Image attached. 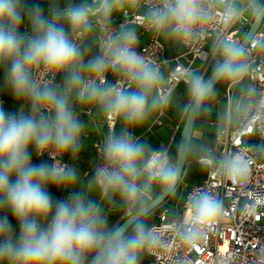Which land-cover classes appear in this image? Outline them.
I'll list each match as a JSON object with an SVG mask.
<instances>
[{"label":"clouds","instance_id":"obj_1","mask_svg":"<svg viewBox=\"0 0 264 264\" xmlns=\"http://www.w3.org/2000/svg\"><path fill=\"white\" fill-rule=\"evenodd\" d=\"M98 7L73 5L61 7L53 0L45 15L43 0L28 5L26 0H0V65L12 95L28 101L17 114H7L0 102V210H7L18 224L14 233L8 215L0 216V262L7 264H140L142 255L159 245L154 227H148L155 186L160 194L175 196L179 168L169 154L134 138L127 126L143 124L148 116L171 103V95L162 92L163 75L154 62L135 50L138 37L134 29H123L101 42L102 55L84 60V50L70 35L83 37L92 30L90 16L102 14L108 20L113 8L126 0H95ZM136 6L139 0H127ZM224 4L225 0H216ZM209 6L206 7L205 5ZM210 0H160L147 13L157 31L190 41L200 25L211 18ZM246 10L255 20L264 16L261 0H231L222 15L231 22ZM28 24L30 31L21 29ZM253 48L256 44L253 43ZM219 59L214 77L238 83L250 71L248 53L225 35L213 45ZM111 70L123 77L109 85L105 73ZM64 74L63 86L54 83ZM49 75L51 79H43ZM184 83L190 103L187 111L199 113L215 93L202 75L188 71ZM254 93V88H249ZM97 105L108 121V134L101 149L104 164L95 171L88 191L97 188L103 197L119 193L127 211L131 234L109 229L108 220L95 200L83 191H70L67 200L54 202L49 186L58 190L74 189L78 183L75 168L58 156L81 149L84 124L71 101ZM125 127L117 133L115 123ZM190 146H186L188 150ZM30 149L37 156L49 154L51 165L33 164ZM215 158H202L211 165ZM219 166L238 182L246 181L248 162L239 155L223 157ZM222 201L204 189L192 192L187 200L180 237L197 246L207 238L222 217Z\"/></svg>","mask_w":264,"mask_h":264},{"label":"built area","instance_id":"obj_2","mask_svg":"<svg viewBox=\"0 0 264 264\" xmlns=\"http://www.w3.org/2000/svg\"><path fill=\"white\" fill-rule=\"evenodd\" d=\"M95 9L98 3L89 0ZM211 18L197 25V32L190 41L179 39L184 49L185 63L179 58L174 59V65L169 70L166 79L161 85V91L171 93L184 80L188 71H200L204 76L212 65L214 57V43H218L225 35H230L234 41L240 43L243 38L242 30L249 27L243 11L238 19L228 22L222 12L231 0L224 4L210 0ZM160 0H139L136 6L130 9L120 7L121 20L105 21L100 13L90 16L92 30H96V49L102 55L101 42L108 35L117 34L124 26L134 25L140 28V34H146L147 39L142 42L140 34L135 45L136 52L155 66L162 69L168 60L165 57V45L161 40L162 32L157 31L147 18V13L153 5H159ZM206 7L209 5L206 4ZM78 43L79 34L74 36ZM253 43L256 47L253 48ZM264 24L259 28L249 46L244 50L248 53V61L252 70L243 80L250 83L254 93H248L237 126L231 129L227 124L215 134V141L209 150L215 163L205 165L202 158L198 162L207 167L206 177L198 184L186 189L182 209L172 213L165 204L159 207L158 220L149 227L156 229L159 245L149 251V264H264ZM197 64L194 69V65ZM113 72L105 73L107 78ZM59 73L55 76L54 83ZM43 79H51L49 75ZM120 82L126 86V80L116 74L112 85ZM240 81V82H241ZM239 83V82H238ZM237 83L229 82L227 95ZM108 128V121L105 118ZM156 124H160L159 120ZM109 130V129H108ZM249 139V141H248ZM102 142L93 143L94 166L93 176L98 167L105 162L102 158ZM168 154V147L162 149ZM207 155V156H208ZM239 155L248 162L249 174L246 181L238 182L229 178L219 166V161L225 156ZM50 160L49 154L38 156ZM66 163L65 154L58 156ZM208 190L222 201L224 213L210 231L206 239L201 240L197 246L187 244L178 234L177 226L182 225L186 204L189 195L197 190Z\"/></svg>","mask_w":264,"mask_h":264},{"label":"crops","instance_id":"obj_3","mask_svg":"<svg viewBox=\"0 0 264 264\" xmlns=\"http://www.w3.org/2000/svg\"><path fill=\"white\" fill-rule=\"evenodd\" d=\"M261 3H264V0H261ZM131 7V6H130ZM243 15L247 22L251 23L252 17L249 13L244 10ZM132 26V25H127ZM126 27V26H124ZM123 27V28H124ZM122 28V29H123ZM140 29V28H139ZM96 30H91L88 33H85L83 37L78 38V44L81 45L84 50V60L87 61L95 56H98V51L96 49V39H97ZM141 30L136 33L139 35ZM70 35L74 38L77 33H71ZM171 37V35L166 34L164 31L162 32L161 40L164 43V40ZM140 39L142 42H145L147 39L146 34H140ZM179 41V39H178ZM262 48H264V44H262ZM184 49L176 54L174 51H165V57L168 60L167 64L160 69L163 75V81L166 79L169 70L174 65V59L179 58V60L185 63V59L183 57ZM201 75L200 71H195ZM116 74L112 73L107 78V83L112 85L115 81ZM247 81L246 85V95L245 100L249 93V81ZM230 82V81H228ZM56 85L63 86L64 84V74L59 73L57 80L55 82ZM176 89L171 93V103L164 108L156 110L152 112L146 121L136 127L127 126L129 131L133 133L134 138L139 141L145 143L150 146L151 149L162 150L165 147H168L169 156L175 162L176 154H177V144L179 141L183 119L187 112V106L190 103V98L187 93V89L183 91ZM0 102L4 107V110L7 114H17L18 109L23 107L25 113L28 111V101L27 100H17L13 97L10 87L7 84L5 72L3 73V86L0 92ZM73 110L78 115L79 119L84 124V132L81 137V149L80 151L73 156L71 153L65 154V160L70 167L75 168L76 170L79 168H83V173L80 179L78 180V186L74 189H62L58 190L52 186H49L48 191L50 194H54L55 202L61 200H67L70 194V191H83L87 198L95 200L98 204H100L103 215L108 220L109 229H116L125 219H126V207L123 205V201L119 193H114L111 195V200L103 197L102 193L99 189L93 188V190L88 191V187L90 182L93 180V166H94V150L93 143L104 141L106 135L108 134V128L105 123V116L101 112L100 108L92 103H80L79 101L72 99L71 101ZM241 115V114H240ZM240 118V117H239ZM159 120L160 124H156V121ZM239 121V119H238ZM229 126V122L227 123ZM238 124V122H237ZM197 126H199L200 131L197 132ZM125 127L121 120H117L115 123V130L119 133L122 128ZM204 123L203 125H198L195 123L193 135L191 138L190 149L188 154V161L186 162V166L183 172L182 179L188 174V168L197 161L196 159L207 156V155H197L196 150L198 149L200 143L204 139ZM223 128V127H219ZM218 131V130H217ZM197 133V134H196ZM211 147L209 148V150ZM32 154V163L33 164H48L51 165L50 160L39 158L36 155L34 149H30ZM176 151V154L174 153ZM197 157V158H196ZM198 162V161H197ZM181 179V180H182ZM188 188V187H187ZM186 192V190H185ZM160 188L158 186L154 187L153 196L154 198L159 195ZM185 196V194H184ZM158 211L151 212L147 217L143 218L146 221L147 226L149 227L151 224L155 223L158 218ZM127 234H131V228L126 232Z\"/></svg>","mask_w":264,"mask_h":264},{"label":"rangeland","instance_id":"obj_4","mask_svg":"<svg viewBox=\"0 0 264 264\" xmlns=\"http://www.w3.org/2000/svg\"><path fill=\"white\" fill-rule=\"evenodd\" d=\"M129 7L128 9H130ZM118 12L119 14L116 16V20H121L122 11L119 8H113L112 12ZM113 21V20H111ZM134 29L136 33L140 31L138 26H126L123 29ZM122 29V30H123ZM165 51H174V53L179 54L183 47L178 41V38H174L173 36L164 40ZM219 59L218 55L214 57L212 65L214 66ZM197 64L194 65V69ZM208 76L205 78L207 79ZM227 80H221L214 88L215 95L210 98L205 105L206 111L203 110L201 113V118L198 120V125H203L204 123V139L200 143L198 149L196 150L197 155H207L209 148L214 145L215 134L219 127H225L229 122L230 128L234 129L237 126L238 119L240 117L242 108L245 103V95H246V85L247 81H241L237 83L232 89L230 96L227 95ZM187 89L184 80L178 85L177 90L183 91ZM188 112V111H187ZM187 112L184 116V120L186 118ZM209 113V118L213 121H205V117ZM197 132L200 131L199 126H197ZM221 129V128H220ZM197 134V133H196ZM197 158V157H196ZM199 159V158H198ZM198 159H196L198 161ZM195 161L187 170V175L180 181L177 186V191L175 196H169L167 200L163 203L168 206L172 213H177L182 209V203L184 201V194L187 187L196 185L200 183L207 175V167L199 162ZM158 210H155L156 212ZM148 254L147 251L142 255L140 264H149L148 262Z\"/></svg>","mask_w":264,"mask_h":264},{"label":"water","instance_id":"obj_5","mask_svg":"<svg viewBox=\"0 0 264 264\" xmlns=\"http://www.w3.org/2000/svg\"><path fill=\"white\" fill-rule=\"evenodd\" d=\"M262 24H264V16L256 18L255 20L252 19L246 33L244 34L243 38L239 43L240 45L243 46L244 49L249 46L250 42L252 41L253 37L255 36L259 28L262 26ZM206 80L209 81L213 89L221 81V79L214 77L213 72L209 75V77ZM197 114L198 113L192 114L190 111H188L184 123L182 125L179 141L177 144V154L175 159V162L177 163L179 168L177 186L182 179L183 172L186 166L187 155L189 153L190 147L188 148V150L185 149L186 146H190ZM169 196L170 195L168 194L159 193V195H157L154 198L153 202L150 205V213L156 210L158 207H160L167 200ZM117 228L119 229L120 233H126L131 227L128 223H126V219H125Z\"/></svg>","mask_w":264,"mask_h":264},{"label":"trees","instance_id":"obj_6","mask_svg":"<svg viewBox=\"0 0 264 264\" xmlns=\"http://www.w3.org/2000/svg\"><path fill=\"white\" fill-rule=\"evenodd\" d=\"M40 2H41V0H26V3L28 5H32V4L40 3ZM52 2H53V0H43V6H44L45 15L48 14V5L50 3H52ZM55 2L58 3L61 7L67 6L68 4H73V5H89V6L92 5L89 0H55ZM130 6H132V5L129 2H127V0H126V2L124 3L123 7L129 8ZM118 14L119 13L116 12V11L111 12L110 17L108 18V20L109 21L114 20ZM101 17L103 18L102 14H101ZM61 23L64 25V27H65L66 30H69V32H71L70 31V26H69V24L66 21H61ZM247 29H248V27L242 30V33L241 34L243 36L246 33ZM21 31L22 32L30 31L29 26H28L27 23L23 26V28L21 29ZM213 68H214V66L211 65L210 68L206 71V73L204 74L203 77L204 78H206L207 76L209 77V75L213 72ZM4 72H5V66L0 65V92H1V89H2V86H3V73ZM201 113H203V110L200 111L197 114V118H196V122H195L196 124H197L198 120L201 118ZM204 119H205V121H207V120L213 121V120H211L209 118V113H208V115ZM174 153L176 154V151ZM187 161H188V155H187ZM76 171H77L78 177L80 179V177L82 176V173H83V168H79ZM78 184L79 183L76 184L75 188H77ZM50 195H51L53 201L55 202L54 194L53 195L50 194ZM157 209H159V207ZM4 214H7L8 215V219H9V221L12 224V228L14 230V233L15 234H18L19 229H18V224L15 221V219L11 216L10 213L7 212L6 209L5 210H0V216H3ZM0 264H7V262L6 261L0 262Z\"/></svg>","mask_w":264,"mask_h":264}]
</instances>
